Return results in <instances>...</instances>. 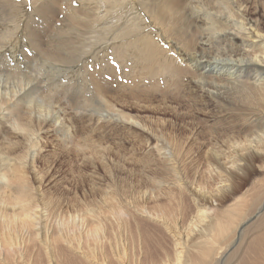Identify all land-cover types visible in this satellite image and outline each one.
I'll list each match as a JSON object with an SVG mask.
<instances>
[{
	"label": "bare ground",
	"instance_id": "obj_1",
	"mask_svg": "<svg viewBox=\"0 0 264 264\" xmlns=\"http://www.w3.org/2000/svg\"><path fill=\"white\" fill-rule=\"evenodd\" d=\"M0 1L12 6L13 11L18 3L15 4L17 0ZM33 2H39L34 11L44 22H48V16L57 14L55 0H51L53 3L47 0ZM91 2L98 12L86 15L92 17V21L82 29L88 28L92 36L83 46L77 47L78 54L66 52L67 48L49 40L54 22L34 26L29 24L33 18L30 15L23 24L24 14H18L17 10H22L18 7L21 3L16 6L17 12L12 11L14 16H10L13 27L0 33V168L4 166L12 180L7 192H0V264H71L68 259L63 262V258L67 254L72 256V253L78 254V264H220L222 255L232 244L228 243L216 253L215 243L227 238L232 226L235 236L238 228L253 215L252 211L247 210L246 215L242 212V197L216 218L209 215L212 209L209 211L207 205L202 204L204 208L196 214L202 219L208 217V222L199 226L194 220L192 224L198 235L211 237L195 242L196 254L189 252L187 245L177 242L172 256L166 255L165 259L157 261V250L149 248L152 236L148 238L147 233L137 229L132 233L134 236H128L125 226L129 223L126 217L131 216L128 207L141 209L136 200L133 204L128 203L121 215L116 211L121 206L119 202L108 199L102 200L101 207L97 202L78 199L77 202L71 201L68 208L59 200L44 197L41 187L50 178V170L45 171L49 163L46 144L52 132L57 139L54 138L53 146L59 145V152L68 150L62 146H66L67 137L75 131L77 133L79 120L72 109L79 110L80 120L85 123L93 120L94 113H99L98 118L108 120L111 126L129 127L147 136V127L142 121L125 116L106 100L111 83L105 77L116 72L107 59L113 57L124 72L126 56L131 55L135 64L141 67L142 78L152 91L159 90V83L164 79L162 83L166 88L171 85L175 91L172 93L187 91V97L199 106L203 115L242 120L238 125L230 123V132L240 135L227 137L224 142L223 147L234 154L230 167L241 170L252 165L257 158L264 160V0ZM128 9L137 11L136 15L131 20L125 19L126 25L111 27L108 15L117 14L123 19L124 11ZM59 21L63 22L65 29L71 26L68 24L71 21ZM62 29L64 27H60ZM53 30L60 31L59 27ZM99 54L103 55V66L97 68L95 63ZM35 63L41 66L38 72L22 68L31 69ZM83 68L92 69V74L88 77ZM116 74L125 77V72ZM118 98L127 103L126 96ZM169 103L172 102L169 100ZM211 106L218 107L217 112H213ZM87 111L88 115L85 114ZM175 113L181 117V113ZM146 142L150 150H161L153 136H147ZM190 145L183 143L178 147ZM198 147L213 154L211 159L216 162L215 167L222 168L216 155L222 146L202 143ZM88 157L91 160L93 156L89 154ZM208 165L211 164L208 162ZM3 176L0 174V180ZM146 179L151 181L149 176ZM177 187L181 188L178 183ZM172 190L168 188L164 193L170 195ZM190 191L198 196L197 189ZM263 207L264 199L255 212H260ZM102 208L113 213V220ZM157 219L176 230V225L164 215ZM263 227L246 246L249 250L264 249ZM30 241L32 246L29 247ZM128 245H136L137 252H132ZM29 249H36L34 256ZM222 264H264V256L237 261L235 255V260L233 256Z\"/></svg>",
	"mask_w": 264,
	"mask_h": 264
},
{
	"label": "rangeland",
	"instance_id": "obj_2",
	"mask_svg": "<svg viewBox=\"0 0 264 264\" xmlns=\"http://www.w3.org/2000/svg\"><path fill=\"white\" fill-rule=\"evenodd\" d=\"M25 1L27 0L14 1L15 4L18 2L17 5L21 3L18 7H22V10L17 9V5H15L14 11L17 12L18 10V14H24L23 24L28 21L27 18L30 15H33V18L29 24H35L34 26L45 24L46 22L41 19L39 13L34 11L35 5L39 2L35 3L33 0H28L30 5H27L28 2ZM42 1L44 0H40V2ZM47 1L53 3L51 0ZM2 2L0 1V33L13 27L11 17L14 12L12 6H8L7 3L4 5L5 2ZM54 4L57 14L48 16L46 23L54 22L51 28L52 36L49 37V40H52L54 45H62L67 48L66 52L78 54L79 49L77 47L83 46L92 36L88 28L82 29V27H86L88 21H92V17L86 15L91 16L98 10L91 0L90 2L87 0H55ZM20 11L24 12L21 13ZM103 12L104 9L101 8V13ZM135 13L137 11L131 10L130 12L128 9L124 11L123 19H119L117 14H114L108 15L107 21L111 27L116 26V24L123 26L125 19L131 20V17L136 15ZM61 19L71 21L68 23L71 25L69 29H65L63 22L59 21ZM57 20L58 22H56ZM55 27H59V30L60 27H64V29L58 33L53 30ZM52 37L54 38L52 39ZM102 58L103 55L99 54L96 58L95 67L103 66ZM126 58L125 77L118 62L113 57L107 59L110 60L109 63H111L113 70L122 74L121 76L115 72L113 73L114 76L106 75L105 79L111 83L106 95L107 103L121 111L125 116L142 121L147 127V136L156 138L161 145V150H150L146 142L147 136L143 135L145 133L140 134L136 129L130 130L129 127L111 126L107 122L108 120L98 118L99 113H94L93 120L85 123L80 120L79 110L74 109V111L72 109L74 114L77 113L76 116L78 115L77 119L79 120L76 128L77 133L75 131L67 137L66 146H62L63 148L67 147L68 150L65 151L62 148L64 152H59V145L53 146L54 138L55 141L57 139L52 132L49 133L50 138L47 139L46 152L49 163L45 171L50 170V178L41 187L44 197L52 201L59 200L68 208L71 201L77 202L78 199L83 202H97L99 207L102 206V200L108 199L115 203L119 202L121 206L116 211L121 215L124 214L128 203L133 204L132 202L136 200V204L138 203L141 209L133 208V206L128 207L127 211L131 214V216L126 217L129 219L128 225H125L129 231L128 236L130 235L131 238L135 229L140 230L141 233H147L148 238L152 236L149 238V248L155 247L157 250L155 256L157 261L162 258L165 259L166 255L172 256L177 242L187 245L189 252L196 254L195 242H202L207 237H211V235L207 237L198 235L194 224H192L194 220L199 226L207 224L208 217L202 219L196 214L198 210L204 208L201 206L202 204H206L209 211L212 209L209 215H214L213 217L216 218L223 211L229 209L236 202V199L242 197L244 203L241 208L242 212L246 215L249 213L247 210L252 211L253 215L238 228L235 236L234 226L231 227L227 238L222 240L219 239L222 237L220 236L218 238L220 241L217 240L218 242L215 243V252L222 251L228 243L232 244L229 249L224 250L220 264L227 259L230 261L233 256L235 260V255H237V261L241 258L248 260L264 256V249L252 251L246 247L256 235L261 233V226H264V209L255 212L258 204L264 199V160L257 158L252 165L241 170L235 169L230 167L233 153L223 147L227 137L240 135L237 132H230V123L238 125L242 120L235 121L233 117L217 119L203 115V112L198 109L199 106L194 105L193 100L187 97V91L179 90L177 93H172L175 92L171 89L172 86L170 85L168 89L162 83L164 79L159 83V90L152 91V87L147 84L148 82L143 80L141 67L135 64L134 57L128 55ZM35 64L31 65V69L23 65L22 68L35 73L41 67L39 63ZM82 70L86 72L88 77L93 72L92 69L88 68ZM62 77H59L60 80ZM75 82L78 84L76 80ZM94 92H97V88ZM118 96H126L127 103L121 102ZM169 100L172 103H169ZM211 109L213 112H217L218 107L211 106ZM175 112L181 113V117H177ZM85 114L88 115L89 111ZM235 116L240 117L239 115ZM183 143H191V145L187 148L178 147ZM202 143L214 145V147L219 145L224 148H218L216 154L220 158L222 168L215 167L216 162L211 159L213 154H208L206 148L199 149L198 146ZM221 150L223 151L220 152ZM89 154L93 156L91 160L88 157ZM208 162L211 164L210 167ZM0 174H4L0 180L2 186L0 192L6 193L8 186L12 184L11 174L4 166L0 168ZM147 176L151 177V181L146 179ZM177 183L181 188L178 189ZM168 188L173 189L170 195L164 193ZM193 189L198 190V196L191 194L192 191L190 190ZM256 199H258L257 202H255ZM64 209L66 208L64 207ZM102 210L113 220V213L108 208H102ZM154 215L158 218L163 215L169 218L176 225V230L166 227L161 220H158L157 217L154 218ZM29 243L28 246H32V242ZM131 243L129 241V244ZM37 245L39 246V244ZM128 246L132 252H137L136 245ZM28 251L33 256L36 253V249H29ZM230 253L232 254L229 255ZM77 256V253H72V256L67 254L63 258V262L68 259L71 264H78L80 259Z\"/></svg>",
	"mask_w": 264,
	"mask_h": 264
}]
</instances>
